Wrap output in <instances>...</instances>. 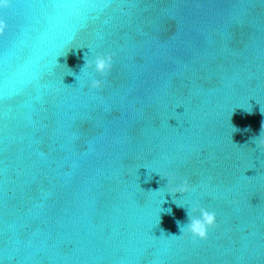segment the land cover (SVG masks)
Here are the masks:
<instances>
[{
    "label": "water",
    "instance_id": "1",
    "mask_svg": "<svg viewBox=\"0 0 264 264\" xmlns=\"http://www.w3.org/2000/svg\"><path fill=\"white\" fill-rule=\"evenodd\" d=\"M0 20V264H264V0H10ZM99 54L106 79L82 69ZM197 200L206 240L180 235Z\"/></svg>",
    "mask_w": 264,
    "mask_h": 264
},
{
    "label": "clouds",
    "instance_id": "2",
    "mask_svg": "<svg viewBox=\"0 0 264 264\" xmlns=\"http://www.w3.org/2000/svg\"><path fill=\"white\" fill-rule=\"evenodd\" d=\"M10 0H0V8L9 7ZM7 25L4 21L0 20V35H3ZM86 63L82 69H94L101 77L105 79L111 72L113 67V55L112 54H99L96 55L94 59H85ZM67 86V85H66ZM103 86L102 81L99 79L93 80L91 82V87L99 89ZM183 107V105H178L177 108ZM264 128V125H262ZM264 132V131H262ZM261 132V133H262ZM258 141V142H256ZM256 148L264 149V138H261V134L258 138L254 140ZM164 178V177H162ZM167 178V185L175 184L177 177L175 174H171V178ZM191 185L187 179L180 178L179 184L172 187L168 194H171L174 198L177 193L181 194V197L190 191ZM159 191V190H157ZM175 200V199H174ZM163 199V203H164ZM187 213H188V223L187 225H180V235L188 236L190 235L193 239L206 240L208 238V233L210 229L217 227V217L214 211H209L207 208L203 207L200 202L191 201L188 202ZM171 211L170 209L168 210ZM180 235H170L172 237H177Z\"/></svg>",
    "mask_w": 264,
    "mask_h": 264
}]
</instances>
